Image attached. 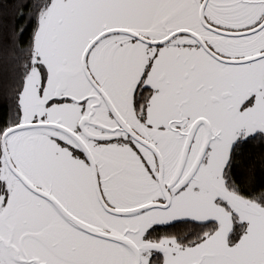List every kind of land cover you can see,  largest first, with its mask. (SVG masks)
<instances>
[{"label": "snow or ice", "instance_id": "snow-or-ice-1", "mask_svg": "<svg viewBox=\"0 0 264 264\" xmlns=\"http://www.w3.org/2000/svg\"><path fill=\"white\" fill-rule=\"evenodd\" d=\"M0 264H264V0H0Z\"/></svg>", "mask_w": 264, "mask_h": 264}]
</instances>
